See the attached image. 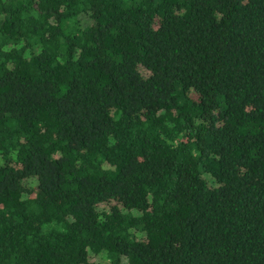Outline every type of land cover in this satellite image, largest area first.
<instances>
[{
    "label": "trees",
    "instance_id": "obj_1",
    "mask_svg": "<svg viewBox=\"0 0 264 264\" xmlns=\"http://www.w3.org/2000/svg\"><path fill=\"white\" fill-rule=\"evenodd\" d=\"M0 264H264V0H0Z\"/></svg>",
    "mask_w": 264,
    "mask_h": 264
},
{
    "label": "rangeland",
    "instance_id": "obj_2",
    "mask_svg": "<svg viewBox=\"0 0 264 264\" xmlns=\"http://www.w3.org/2000/svg\"><path fill=\"white\" fill-rule=\"evenodd\" d=\"M82 22L85 23V24L88 23L86 18H83V19H82Z\"/></svg>",
    "mask_w": 264,
    "mask_h": 264
}]
</instances>
